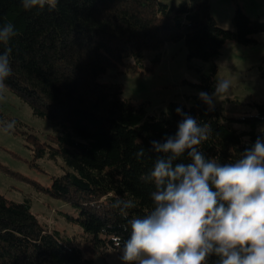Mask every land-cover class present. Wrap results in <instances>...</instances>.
I'll return each instance as SVG.
<instances>
[{
  "label": "trees",
  "instance_id": "1",
  "mask_svg": "<svg viewBox=\"0 0 264 264\" xmlns=\"http://www.w3.org/2000/svg\"><path fill=\"white\" fill-rule=\"evenodd\" d=\"M11 22L17 31L0 53L11 47L12 75L6 89L16 94L38 118L48 119L55 134L49 142L29 135L35 158L61 160L63 173L52 177L45 193L71 205L68 216L81 229L89 251L116 248L129 236L127 219L142 217L153 203L154 184L143 179L160 154L151 141L175 135L183 117L175 109L210 125L211 136L199 150L206 159L234 163L264 136V98L247 102L241 116H227L198 96L215 89L216 68L200 74L190 105L170 102L149 114L145 104L123 97L122 86L99 78L108 70L149 71L160 61L167 42L183 41L187 61H212L227 40L249 45L254 35H264V17L251 18L237 6L233 30L218 26L207 0L179 4L162 0H59L49 11L25 10L21 0H0V25ZM151 66L145 67V52ZM129 60L133 63L128 64ZM264 79V55L258 64ZM144 69V70H143ZM239 102V101H238ZM9 118L0 109V125ZM143 148L139 160L136 152ZM187 152L175 163H190ZM116 199L134 200L127 211L112 205ZM77 243L59 231L40 224L28 199L8 200L0 194V264H90ZM212 256L209 264H216Z\"/></svg>",
  "mask_w": 264,
  "mask_h": 264
},
{
  "label": "clouds",
  "instance_id": "2",
  "mask_svg": "<svg viewBox=\"0 0 264 264\" xmlns=\"http://www.w3.org/2000/svg\"><path fill=\"white\" fill-rule=\"evenodd\" d=\"M59 0H21L25 10L33 7L49 11ZM17 35L9 22L0 25V44L7 46ZM11 47L0 53V99L4 98L5 80L12 75ZM231 84L219 79L214 92H199V98L215 107L214 98L228 94ZM183 119L175 135L163 142L151 141L152 150L160 155L144 176L154 184L151 192L152 209L142 217L127 219L134 200L116 199L127 225L129 236L116 248L121 250L123 264H264V136H257L251 148L234 163L220 164L206 159L200 145L211 136L210 125L177 107ZM16 121L6 122L4 132L12 131ZM185 152L190 163H175ZM136 158L145 156L140 148Z\"/></svg>",
  "mask_w": 264,
  "mask_h": 264
},
{
  "label": "rangeland",
  "instance_id": "3",
  "mask_svg": "<svg viewBox=\"0 0 264 264\" xmlns=\"http://www.w3.org/2000/svg\"><path fill=\"white\" fill-rule=\"evenodd\" d=\"M162 1L177 5L184 1L197 3L204 0ZM207 1L216 23L226 30H233L232 16L237 6L253 19L264 17V0ZM254 39L256 43L249 45L227 40L219 57L206 62L198 59L188 62L183 41L167 42L160 61L152 70L127 71V65H121L123 72L116 73L110 69L99 79L120 84L123 97L136 104H145L147 112L154 114L164 110L170 102L190 105V96L198 92L191 83H199L200 74L214 66L215 83L219 79H227L231 84L227 95L214 98L215 107L227 116H241L247 111V102L264 98V79L259 76L257 67L264 55V35L256 34ZM130 63L133 62L129 60ZM143 65L151 66L149 51L145 52ZM0 109L9 118L6 122L16 121L15 128L7 133L3 131L4 124L0 125V194L15 202L28 199L39 223L59 231L69 243H77L83 256L90 259V264H123L120 249L88 253L82 229L68 218L77 216L75 209L39 189L49 187L52 177L63 173L61 160L34 157L28 137L31 135L41 142H49L50 136L55 134L51 122L35 117L27 104L8 89L0 99Z\"/></svg>",
  "mask_w": 264,
  "mask_h": 264
}]
</instances>
